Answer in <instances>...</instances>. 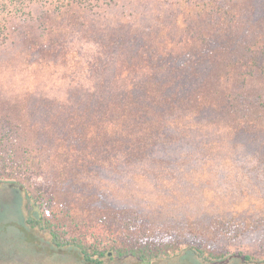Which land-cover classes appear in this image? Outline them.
<instances>
[{
	"label": "trees",
	"instance_id": "16d2710c",
	"mask_svg": "<svg viewBox=\"0 0 264 264\" xmlns=\"http://www.w3.org/2000/svg\"><path fill=\"white\" fill-rule=\"evenodd\" d=\"M158 1L174 5L185 0ZM201 1L194 5L195 17L167 45L156 38L158 30H139L122 19L132 0H0V59L33 64L64 57L67 43L78 39L95 45L109 61L122 58L128 71L139 62L149 68L146 78L109 91L108 106L102 94H94L85 118L62 126L58 146L71 152L89 154L105 143L96 114L135 120L140 112L148 113L147 107L159 108L157 100L149 98L151 90H165L170 81L189 93L184 81L198 70L207 76L218 70L212 74L217 83L229 81L226 78L236 83L237 90L212 91L210 97L236 123L264 129V101L251 86L264 78V0ZM51 114L48 105L33 97H0V183L23 188L36 212L26 220L27 228L48 236L58 251H72L82 264L125 258L154 264L182 251L204 264H217L228 254L208 242L257 233L260 225L218 218L159 224L150 214L115 203L103 192L78 189L68 165L51 166L54 145L38 130L39 122ZM41 176L45 183L36 184L33 178ZM243 259L257 261L250 254Z\"/></svg>",
	"mask_w": 264,
	"mask_h": 264
},
{
	"label": "rangeland",
	"instance_id": "374dc122",
	"mask_svg": "<svg viewBox=\"0 0 264 264\" xmlns=\"http://www.w3.org/2000/svg\"><path fill=\"white\" fill-rule=\"evenodd\" d=\"M196 3L202 1L167 5L132 0L122 19L139 30H158L156 38L172 45L195 17ZM139 63L128 71L122 58L109 61L95 45L74 39L67 43L64 57L33 64L0 59V97H33L49 106L51 117L39 122L38 130L54 145L51 166L68 165L78 189L103 192L115 203L143 210L159 224L187 219L207 223L218 218L260 225L257 233L250 231L244 239L222 238L208 245L228 254L226 261L217 264H264V129L236 123L223 106L215 104L212 91L237 90L228 78L216 82L212 74L218 70L208 76L199 70L189 74L184 81L189 93L183 94L170 81L165 90H151L149 98L157 100L159 108L147 107L148 113L140 112L135 120L96 114L105 140L97 151L83 154L58 146L62 126L81 122L94 94L103 95L108 106L109 91L150 74ZM251 86L264 101V78ZM97 110L102 112L104 107ZM33 180L45 183L43 176ZM35 216L22 187L0 183V264H82L72 251H58L48 236L27 228L26 220ZM245 254L257 261H245ZM103 264L140 263L125 258L105 259ZM154 264L204 262L182 251Z\"/></svg>",
	"mask_w": 264,
	"mask_h": 264
}]
</instances>
